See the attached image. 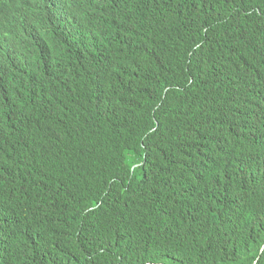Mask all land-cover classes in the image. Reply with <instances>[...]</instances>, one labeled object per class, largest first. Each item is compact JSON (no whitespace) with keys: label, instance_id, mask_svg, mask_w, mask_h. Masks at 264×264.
<instances>
[{"label":"trees","instance_id":"16d2710c","mask_svg":"<svg viewBox=\"0 0 264 264\" xmlns=\"http://www.w3.org/2000/svg\"><path fill=\"white\" fill-rule=\"evenodd\" d=\"M110 1L4 80L0 264H264V0Z\"/></svg>","mask_w":264,"mask_h":264},{"label":"clouds","instance_id":"9594fccd","mask_svg":"<svg viewBox=\"0 0 264 264\" xmlns=\"http://www.w3.org/2000/svg\"><path fill=\"white\" fill-rule=\"evenodd\" d=\"M96 2L98 0H0V101L4 80H25L39 73L52 50L38 48V45L50 42L61 43L60 49L67 47L65 34H71L84 14L90 17L98 14L97 6L92 7ZM114 4V0L102 4L101 11ZM98 33V30L84 28L80 33L82 50L75 55H88L83 43ZM95 52L99 53V48L94 49ZM141 97L131 83L117 114L136 107L135 101ZM250 136L252 133L240 137L242 146ZM246 146L256 147V144L248 141Z\"/></svg>","mask_w":264,"mask_h":264}]
</instances>
